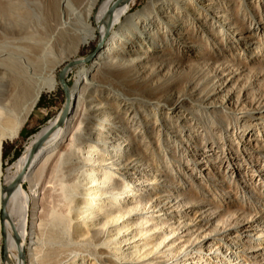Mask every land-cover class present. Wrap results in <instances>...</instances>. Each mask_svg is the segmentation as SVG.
<instances>
[{"label": "bare ground", "instance_id": "obj_1", "mask_svg": "<svg viewBox=\"0 0 264 264\" xmlns=\"http://www.w3.org/2000/svg\"><path fill=\"white\" fill-rule=\"evenodd\" d=\"M127 2L0 0V264H264V0ZM95 31L64 126L3 169Z\"/></svg>", "mask_w": 264, "mask_h": 264}, {"label": "rangeland", "instance_id": "obj_2", "mask_svg": "<svg viewBox=\"0 0 264 264\" xmlns=\"http://www.w3.org/2000/svg\"><path fill=\"white\" fill-rule=\"evenodd\" d=\"M147 1L148 0H137L133 8L128 11V14H133L136 11L140 10L147 3ZM96 11L97 8L94 9L93 12L86 19V24H88V26L90 25L89 27H95L93 14ZM76 43L78 45V46L76 45L77 50L75 49V51L73 52L74 54L73 53L69 54L71 56V59H75V58L80 59L88 56L98 45L97 31H95V38L89 40L88 43L79 44V41H77ZM63 54L65 56L67 52H64ZM63 65L64 63H61L56 65V67H54L53 74L55 75L56 79H57L58 71L62 68ZM119 66L117 67V71L121 73L123 66L122 65ZM73 80H74V70L69 72L65 77V82L68 87L73 84L74 82ZM41 95L44 98V100L42 101L41 104H37V103L35 104L33 110L31 111L29 117L27 118L25 124L22 127L24 131L23 133L24 135L18 134L16 139L12 140L11 142H6L4 144V153L2 155L3 169L9 167L17 157L21 156L24 147L27 144V142L30 140L31 136L35 134L37 131H39L43 126H45L49 121H51L55 117V115L57 114L63 103L64 94L59 84H57L56 87L51 91L42 92ZM132 99H134V97L130 96L127 97L126 101L128 103H132ZM63 126L64 123L62 124V127ZM21 186L26 193L28 194L30 193V184L28 181L25 180L21 181ZM0 253L1 256L3 257L4 254H3L2 246L0 248Z\"/></svg>", "mask_w": 264, "mask_h": 264}, {"label": "water", "instance_id": "obj_3", "mask_svg": "<svg viewBox=\"0 0 264 264\" xmlns=\"http://www.w3.org/2000/svg\"><path fill=\"white\" fill-rule=\"evenodd\" d=\"M136 2H137V0H128V2L126 4V6H127L126 11H129L130 9H132ZM99 42H100V38H98L97 47L100 45ZM97 47L88 56H86L84 58L69 61L59 70V72L57 74V81H58V84H59L63 94H64L63 103H62L59 111L55 115V117L52 119L53 123L50 125L49 129L47 131H45L39 137V139H38L39 145L42 144L43 142H45V140L52 138L54 136L56 131L62 126V123L66 117L68 106H69V100H68V86L65 83V77H66L68 70L71 69L72 67L78 65V64L88 63L89 60L95 56ZM21 157L23 158L24 163L28 164L29 159H28L27 153H25V151L22 152ZM3 254H4V247H3Z\"/></svg>", "mask_w": 264, "mask_h": 264}, {"label": "trees", "instance_id": "obj_4", "mask_svg": "<svg viewBox=\"0 0 264 264\" xmlns=\"http://www.w3.org/2000/svg\"><path fill=\"white\" fill-rule=\"evenodd\" d=\"M44 100V98L42 97V95L39 97V99H38V101H37V104H41L42 103V101ZM24 133V131H23V128L20 130V132H19V135H24L23 134ZM3 153H4V148H3ZM3 155V154H2Z\"/></svg>", "mask_w": 264, "mask_h": 264}]
</instances>
